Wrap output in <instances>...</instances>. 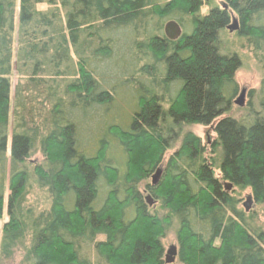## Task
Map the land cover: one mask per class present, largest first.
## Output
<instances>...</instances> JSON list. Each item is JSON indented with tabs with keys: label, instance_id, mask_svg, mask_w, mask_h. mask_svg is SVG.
I'll use <instances>...</instances> for the list:
<instances>
[{
	"label": "trees",
	"instance_id": "1",
	"mask_svg": "<svg viewBox=\"0 0 264 264\" xmlns=\"http://www.w3.org/2000/svg\"><path fill=\"white\" fill-rule=\"evenodd\" d=\"M58 1L62 19L37 12L43 0H0V219L9 173L7 244L24 235L20 210L38 131L23 130L17 90L11 104L17 16L33 75L42 60L58 71L72 52L78 58L40 140L45 162L33 167L52 204L35 220L28 264H93L81 258L82 244L94 247L100 264H166L161 239L172 227L180 264H264V230L249 223L237 194L248 188L264 206V77L259 110L244 119L225 115L241 64L220 44L235 16L238 34L264 55V0H223L206 14L201 8L212 0ZM164 18H187L190 31L170 40L159 34ZM191 124L214 125L215 141L184 132ZM179 140L159 183L142 190ZM146 194L162 215L149 209Z\"/></svg>",
	"mask_w": 264,
	"mask_h": 264
},
{
	"label": "rangeland",
	"instance_id": "2",
	"mask_svg": "<svg viewBox=\"0 0 264 264\" xmlns=\"http://www.w3.org/2000/svg\"><path fill=\"white\" fill-rule=\"evenodd\" d=\"M223 0H212L209 5H203L201 8V14L209 12L212 6H220ZM53 2V3H52ZM52 0H43L36 5V11L45 14L47 16L57 14L59 19L64 16V10L60 6V1L57 3ZM18 3V1H17ZM222 8V7H221ZM174 18H164L162 20V26L159 34H164V26L167 21ZM187 18H184V20ZM159 20V17H156ZM182 24L183 31H190L189 25L185 23L183 19H174ZM15 31L12 34V71L10 75L11 81V104L13 107V98L15 90H17L18 97L24 103L23 113L25 117L24 131H27L30 135L38 129L36 133V140L34 147L28 159V172H29V183L27 190L21 205V218L24 221V235L21 239L16 241L13 245L7 244L4 239V229L9 222V216L7 213V196L9 194V173L7 174L6 190H5V204L4 214L0 219V264H28L26 257L33 243L34 223L40 216L50 211L52 199L49 193L48 187L40 186L33 172V167L36 164H43L45 158L43 151L40 147V140L43 136L48 135L51 130V110L55 101L63 97L65 88L70 82L76 77V64L77 56L72 52L71 59L60 67L57 71H54L53 66L50 63L41 61V69L37 75H33L31 64L27 65L25 55L22 53V40L25 39L23 34L18 33V20L17 16L15 19ZM165 35V34H164ZM220 44L221 50L224 54L233 55L237 54L240 59V67L235 73V81L238 86L237 93L231 97L230 109L225 115L232 116L235 118H246L254 114L255 111L259 110L258 96L261 93V85L264 77V55L260 50H256L251 45L246 37H242L238 34V31L231 32L227 28L220 32ZM110 60V59H109ZM108 60V61H109ZM113 61L110 60L109 62ZM75 66V67H73ZM60 71V72H59ZM59 72V73H58ZM245 89L243 97V106H239L235 103V100L240 96L241 90ZM122 91L119 90V94ZM165 98L168 99L169 95L165 94ZM12 114V110H11ZM247 117V118H248ZM14 119V118H13ZM11 117V128L9 129V141L11 140L12 128L14 125ZM98 120H103L99 118ZM102 123V122H101ZM214 125L205 126L200 124H191L183 127V131L193 132L199 136L203 143H208L207 136L210 137L212 144L216 139V134L213 131ZM180 145V140L176 142L173 148L169 149L164 157V161L161 167L164 169L168 157L174 153ZM154 173V172H153ZM152 176L143 181L140 185L141 189L145 188V185L151 183ZM241 197L239 207L245 210L244 203L247 201V196L251 195L250 189H245L241 192H237ZM147 203V202H146ZM149 205V209L162 215L164 212L160 209L159 205ZM159 203V202H158ZM249 223L252 226H256L264 230V206L253 201L250 205V209L246 212ZM176 231L174 227L170 228L165 237L161 239L165 248L164 260L167 250L171 245H176L178 248V241L176 237ZM104 239L102 236H98L96 240ZM80 250L81 258L90 259L93 264H100L97 253L92 246L91 249L81 247ZM166 264H180L177 256L175 262Z\"/></svg>",
	"mask_w": 264,
	"mask_h": 264
},
{
	"label": "water",
	"instance_id": "3",
	"mask_svg": "<svg viewBox=\"0 0 264 264\" xmlns=\"http://www.w3.org/2000/svg\"><path fill=\"white\" fill-rule=\"evenodd\" d=\"M227 5L224 4V8H226ZM229 31L234 32V31H238L240 29V25L238 22V19L235 16H232L231 22L227 25L226 27ZM164 34L165 36L170 39V40H177L179 39L182 34H183V29L182 26L180 25L179 22H177L174 19H171L169 21L166 22L165 26H164ZM245 94V89L241 90L240 96L238 97L237 100H235V103L238 104L239 106H243L244 102H243V97ZM207 140L208 143L210 142V137L207 136ZM163 174V168L161 166H159L155 172L152 174V180H151V184L153 186H156ZM232 187V184L230 183H225V188L226 190H230ZM145 200L149 205H153L155 202V199L150 195L147 194L145 196ZM252 196L249 195L247 196V201L244 203V207L245 210L248 211L250 209V205L252 203ZM178 255V248L176 245H171L170 248L167 250L166 252V256H165V262L166 263H172L175 262L176 256Z\"/></svg>",
	"mask_w": 264,
	"mask_h": 264
}]
</instances>
